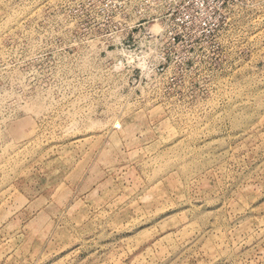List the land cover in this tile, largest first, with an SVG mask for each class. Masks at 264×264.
Returning <instances> with one entry per match:
<instances>
[{
	"label": "rangeland",
	"instance_id": "374dc122",
	"mask_svg": "<svg viewBox=\"0 0 264 264\" xmlns=\"http://www.w3.org/2000/svg\"><path fill=\"white\" fill-rule=\"evenodd\" d=\"M139 4L0 0V264H264V0Z\"/></svg>",
	"mask_w": 264,
	"mask_h": 264
},
{
	"label": "built area",
	"instance_id": "2783aa9c",
	"mask_svg": "<svg viewBox=\"0 0 264 264\" xmlns=\"http://www.w3.org/2000/svg\"><path fill=\"white\" fill-rule=\"evenodd\" d=\"M135 0H125V2L132 4ZM139 1V6L142 11V19H164L166 22L161 25L158 32L153 30L143 33L142 39L146 42H154V39L165 38L167 41L166 48H171V37L175 41L178 33L171 31V16L178 13L186 14L189 11H205L209 7L219 8L226 0H136ZM170 21V22H169ZM183 22V21H182ZM165 48V46H162Z\"/></svg>",
	"mask_w": 264,
	"mask_h": 264
}]
</instances>
